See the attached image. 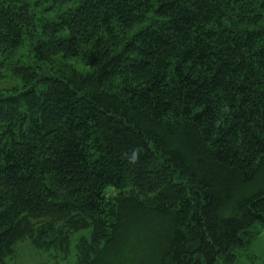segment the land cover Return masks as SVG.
Here are the masks:
<instances>
[{"label":"trees","instance_id":"1","mask_svg":"<svg viewBox=\"0 0 264 264\" xmlns=\"http://www.w3.org/2000/svg\"><path fill=\"white\" fill-rule=\"evenodd\" d=\"M6 72L0 264L232 263L264 227V0H0Z\"/></svg>","mask_w":264,"mask_h":264},{"label":"rangeland","instance_id":"2","mask_svg":"<svg viewBox=\"0 0 264 264\" xmlns=\"http://www.w3.org/2000/svg\"><path fill=\"white\" fill-rule=\"evenodd\" d=\"M19 87L22 88L20 78L10 72L0 73V89ZM259 234L247 247L237 251V258L232 263L220 264H264V227L257 228ZM83 235L90 237V232ZM73 243L71 251L65 257L54 251H38L30 243L19 244V250L15 258L6 259L5 264H78V255Z\"/></svg>","mask_w":264,"mask_h":264}]
</instances>
